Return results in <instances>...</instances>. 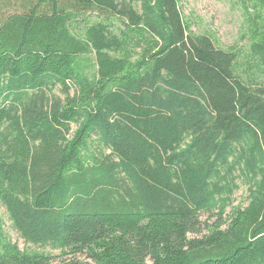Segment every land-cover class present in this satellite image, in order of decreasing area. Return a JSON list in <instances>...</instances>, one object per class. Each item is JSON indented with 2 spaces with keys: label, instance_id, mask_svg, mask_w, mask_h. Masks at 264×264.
Masks as SVG:
<instances>
[{
  "label": "trees",
  "instance_id": "1",
  "mask_svg": "<svg viewBox=\"0 0 264 264\" xmlns=\"http://www.w3.org/2000/svg\"><path fill=\"white\" fill-rule=\"evenodd\" d=\"M179 2L0 0V204L59 252L0 264H264V0L246 50Z\"/></svg>",
  "mask_w": 264,
  "mask_h": 264
},
{
  "label": "rangeland",
  "instance_id": "2",
  "mask_svg": "<svg viewBox=\"0 0 264 264\" xmlns=\"http://www.w3.org/2000/svg\"><path fill=\"white\" fill-rule=\"evenodd\" d=\"M179 3L182 14L191 22V29L194 32L210 34L215 43L222 48L241 46L244 50L247 49L245 15L239 0H180ZM54 93L63 98L58 86L54 89ZM237 183L239 187L232 195L231 206L227 208V212L234 206H245L247 204L246 186L240 181H237ZM201 220L210 225L215 222L216 216L202 214ZM0 222L6 238L16 243L20 250L42 252L50 255L54 260L59 259L58 250L49 246H39L25 242L13 227L6 210L1 204ZM87 262L93 264L89 260Z\"/></svg>",
  "mask_w": 264,
  "mask_h": 264
}]
</instances>
